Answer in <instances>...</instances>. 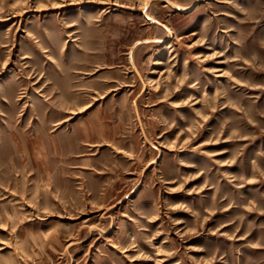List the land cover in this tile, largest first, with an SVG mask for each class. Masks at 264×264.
I'll return each instance as SVG.
<instances>
[{"label":"rangeland","instance_id":"rangeland-1","mask_svg":"<svg viewBox=\"0 0 264 264\" xmlns=\"http://www.w3.org/2000/svg\"><path fill=\"white\" fill-rule=\"evenodd\" d=\"M0 264H264V0H0Z\"/></svg>","mask_w":264,"mask_h":264}]
</instances>
